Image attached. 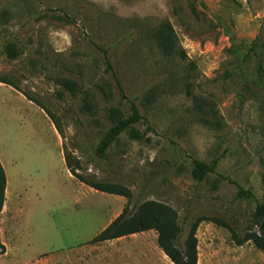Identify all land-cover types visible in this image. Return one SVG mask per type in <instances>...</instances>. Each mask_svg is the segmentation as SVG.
Listing matches in <instances>:
<instances>
[{"label": "rangeland", "instance_id": "1", "mask_svg": "<svg viewBox=\"0 0 264 264\" xmlns=\"http://www.w3.org/2000/svg\"><path fill=\"white\" fill-rule=\"evenodd\" d=\"M161 20L172 24L185 59L157 47ZM61 78L77 83L76 95ZM0 79L17 87L0 82L5 190L9 184L0 264H173L154 230L90 242L127 199L73 177L64 144L85 176L170 205L184 235L199 215L242 233L256 229L252 216L264 202V0H0ZM22 92L60 118L64 140ZM129 100L145 118L136 126L150 127L147 138L122 133L95 157L107 109L127 115ZM193 158L218 159L215 172L193 180ZM239 188L254 200L238 197ZM196 237L197 264H264V251L236 244L227 227L202 221Z\"/></svg>", "mask_w": 264, "mask_h": 264}, {"label": "trees", "instance_id": "2", "mask_svg": "<svg viewBox=\"0 0 264 264\" xmlns=\"http://www.w3.org/2000/svg\"><path fill=\"white\" fill-rule=\"evenodd\" d=\"M192 11H195L192 8ZM153 37L159 50L166 56H177L180 59L186 58L184 49L180 46L177 34L168 20H161L153 31ZM8 56L14 58L18 51L13 47L7 48ZM106 66L111 69V63L106 57ZM0 82L6 83L17 89L15 85L5 79ZM59 84L64 90L72 95L79 91L77 83L72 79L61 78ZM24 96L39 106L52 122L55 130L62 140L65 139V133L60 118L49 109L41 105L36 99L22 92ZM86 107L88 105L86 104ZM106 118L109 126L104 134L96 143L93 153L94 156L103 159L107 150L115 143L122 133H126L131 139H146V129L140 130L136 124L145 122V118L140 112L139 107L133 100H129V114L125 115L119 106H111L106 111ZM79 149L81 147L78 145ZM63 158L68 172L85 185L108 194H116L127 199L121 212L112 219L107 226L98 232L91 240L92 243L116 239L125 235L135 234L142 231L154 230L157 234V244L173 264H197V237L196 230L202 221H210L217 225L227 227L231 233V239L238 245L246 241H251L257 248L264 251V202L256 205L252 219L256 229L238 231L230 227L224 220L208 215H199L189 221L188 229L184 235V228L180 224L178 214L170 205L153 199H140L135 196L133 191L114 182H105L95 180L92 177L80 173L82 165L79 158L75 157L65 146H63ZM218 159L211 162L193 158L190 176L197 182H202L210 173H214L217 167ZM6 186V176L3 166L0 162V212L4 201V191ZM238 197L244 199H253L254 195L249 190L239 188ZM133 203V204H132ZM130 204L131 207H130ZM0 246L3 248V245Z\"/></svg>", "mask_w": 264, "mask_h": 264}, {"label": "crops", "instance_id": "3", "mask_svg": "<svg viewBox=\"0 0 264 264\" xmlns=\"http://www.w3.org/2000/svg\"><path fill=\"white\" fill-rule=\"evenodd\" d=\"M7 187H8V178H7ZM7 187H6V188H7ZM6 194H7V189H6L5 195H6Z\"/></svg>", "mask_w": 264, "mask_h": 264}, {"label": "bare ground", "instance_id": "4", "mask_svg": "<svg viewBox=\"0 0 264 264\" xmlns=\"http://www.w3.org/2000/svg\"><path fill=\"white\" fill-rule=\"evenodd\" d=\"M9 185V184H8ZM7 189V188H6Z\"/></svg>", "mask_w": 264, "mask_h": 264}]
</instances>
